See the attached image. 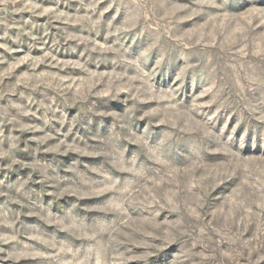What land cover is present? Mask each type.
Here are the masks:
<instances>
[{
	"label": "rangeland",
	"instance_id": "1",
	"mask_svg": "<svg viewBox=\"0 0 264 264\" xmlns=\"http://www.w3.org/2000/svg\"><path fill=\"white\" fill-rule=\"evenodd\" d=\"M0 264H264V0H0Z\"/></svg>",
	"mask_w": 264,
	"mask_h": 264
}]
</instances>
